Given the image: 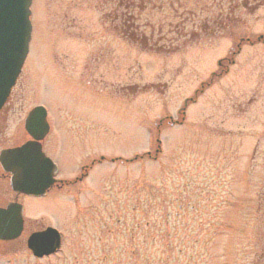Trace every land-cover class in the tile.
Returning a JSON list of instances; mask_svg holds the SVG:
<instances>
[{"label":"rangeland","instance_id":"obj_1","mask_svg":"<svg viewBox=\"0 0 264 264\" xmlns=\"http://www.w3.org/2000/svg\"><path fill=\"white\" fill-rule=\"evenodd\" d=\"M243 5L262 6L229 15ZM125 7L140 17L131 40L116 28ZM32 10L0 151L30 139L25 118L41 105L44 151L69 184L18 195L0 164V207L17 199L25 213L22 235L0 241V264H264V42L250 43L264 36V0H33ZM47 226L62 247L36 258L27 238Z\"/></svg>","mask_w":264,"mask_h":264},{"label":"water","instance_id":"obj_2","mask_svg":"<svg viewBox=\"0 0 264 264\" xmlns=\"http://www.w3.org/2000/svg\"><path fill=\"white\" fill-rule=\"evenodd\" d=\"M31 4L32 0H0V109L7 101L29 52ZM46 116L44 107L34 108L25 121V128L33 139L0 152L1 166L10 174V186L19 194L43 196L57 181V166L42 149L41 141L49 131ZM23 230V205L14 201L0 207V240H15ZM61 244V234L53 227L33 232L27 239V247L36 257L53 254Z\"/></svg>","mask_w":264,"mask_h":264},{"label":"trees","instance_id":"obj_3","mask_svg":"<svg viewBox=\"0 0 264 264\" xmlns=\"http://www.w3.org/2000/svg\"><path fill=\"white\" fill-rule=\"evenodd\" d=\"M258 2H260L261 3V0H258ZM247 5H248V3H246ZM262 5H263V3H262ZM262 5H259L256 9H254V10H251V11H248L249 9H246V5H243L242 7H243V9H230V14L229 15H232L233 16V14L234 13H236V11L237 12H239L240 14H245V15H251V14H253V13H255V11L256 10H258ZM119 7L121 8L122 7V5H119ZM255 8V7H254ZM123 9V8H122ZM136 9H127L126 7L124 8V11L126 12V14H123V17H125V20L122 22V24H121V26L120 27H116L117 28V30H118V32H119V34H122L123 35V37L124 38H126V39H128V40H131L134 36H135V34L134 33H132V34H130V32H129V30L128 29H130L131 27H132V25L130 24V21L131 20H134V18H137V19H139L140 17L139 16H136V14H135V11ZM129 16L130 18H128L127 16ZM102 16H104L103 17V20H105L104 21V23L106 24V23H108V17H110V14L107 16V14H106V11H103L102 12ZM112 17V16H111ZM234 19H232V21H233ZM136 23V22H135ZM120 28H122V29H120ZM136 28V27H135ZM136 33V32H135ZM228 35H232V34H228ZM140 37L142 38L143 37V41L145 42V44L146 45H144L145 46V48H149V45H148V43L146 42L147 41V39H145L144 38V35H140ZM152 48V47H151ZM239 49H240V47H238L236 50L235 49H233L232 51H231V53H230V55H229V57H228V59H227V61L229 62V64H232L233 63V61H234V58H235V55L236 54H238V52H239ZM228 71V69L227 68H221L220 69V71L219 72H217V73H214V75H213V77L211 78V80L208 82V83H206L207 85H210L211 83H213V81H214V79L217 77H219V76H222L224 73H226ZM205 85V84H204ZM259 203L260 204H263L264 205V194L263 193H261L260 194V201H259ZM260 209H261V207H260Z\"/></svg>","mask_w":264,"mask_h":264},{"label":"flooded vegetation","instance_id":"obj_4","mask_svg":"<svg viewBox=\"0 0 264 264\" xmlns=\"http://www.w3.org/2000/svg\"><path fill=\"white\" fill-rule=\"evenodd\" d=\"M88 169H89V168H84V169H83V172H84L83 175H85V174L87 173Z\"/></svg>","mask_w":264,"mask_h":264}]
</instances>
